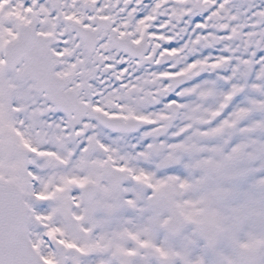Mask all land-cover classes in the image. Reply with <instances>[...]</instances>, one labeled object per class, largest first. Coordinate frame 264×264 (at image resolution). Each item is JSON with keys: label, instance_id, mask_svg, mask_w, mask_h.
<instances>
[{"label": "snow or ice", "instance_id": "snow-or-ice-1", "mask_svg": "<svg viewBox=\"0 0 264 264\" xmlns=\"http://www.w3.org/2000/svg\"><path fill=\"white\" fill-rule=\"evenodd\" d=\"M0 264H264V0H0Z\"/></svg>", "mask_w": 264, "mask_h": 264}]
</instances>
